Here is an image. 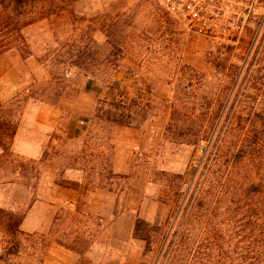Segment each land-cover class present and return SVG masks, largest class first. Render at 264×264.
<instances>
[{"label":"rangeland","instance_id":"374dc122","mask_svg":"<svg viewBox=\"0 0 264 264\" xmlns=\"http://www.w3.org/2000/svg\"><path fill=\"white\" fill-rule=\"evenodd\" d=\"M36 3L37 10L42 7L49 16L23 28L21 52L3 53L23 86L0 104L5 129V153L0 154V264H68V246L80 254L74 264H150L152 253L144 255L149 230L171 221L175 206L164 186L167 178L181 175L187 192L191 183L199 186L204 171L198 161L207 142L195 141L194 134L208 107L205 119L212 114L208 126L211 141L216 139L223 121L218 118L212 129L217 96L227 81L226 70L246 68L260 48L264 0H225L205 34L190 29L160 0ZM5 14L8 10L0 9V16ZM8 37L7 30L1 31L0 43L12 39ZM118 74L130 75L132 85L119 86ZM83 77L104 85L99 97L84 86ZM32 103H48L58 116L38 158L20 155L12 147L11 132ZM75 120H82L87 131L83 141L68 138ZM42 128L36 126L38 132ZM114 129L122 139L115 152L109 142ZM116 152L120 172L112 166ZM14 184L29 189L31 203L12 202ZM68 188L74 194L68 195ZM141 201L158 203L152 221L136 216ZM97 204L114 205L115 215L133 212L132 238L122 233L111 244L106 217L99 221L89 214L82 226L78 219L68 221V205ZM32 205L44 226L24 232L20 224ZM154 264H164V258L159 256Z\"/></svg>","mask_w":264,"mask_h":264},{"label":"trees","instance_id":"16d2710c","mask_svg":"<svg viewBox=\"0 0 264 264\" xmlns=\"http://www.w3.org/2000/svg\"><path fill=\"white\" fill-rule=\"evenodd\" d=\"M36 2L0 0V9L8 10L0 16V32L5 29L12 37L0 43V54L21 52L23 28L42 15L49 16L42 7L37 10ZM249 59L246 68L226 70L212 129L218 118L223 121L213 141L208 126L212 114L208 121V107L201 114L194 136L207 145L201 148L203 156L198 161V168L204 171L199 186L191 183L188 195L182 190L181 175L167 178L164 186L175 198V206L171 221L149 230L144 255L152 253L150 264L159 256L164 264H264V36ZM3 127L0 122L2 154Z\"/></svg>","mask_w":264,"mask_h":264},{"label":"crops","instance_id":"0c3cea01","mask_svg":"<svg viewBox=\"0 0 264 264\" xmlns=\"http://www.w3.org/2000/svg\"><path fill=\"white\" fill-rule=\"evenodd\" d=\"M116 82L119 86L132 85L133 79L128 74H118L116 77ZM81 82L84 86L88 85L90 92H94L96 96H100L104 91V85L99 82H91L87 77H83ZM23 81L17 74L15 66L11 63L10 59L5 54H0V104L9 102L16 92L22 89ZM117 98H124V95H118ZM26 110L23 112L20 122L18 123L15 133L13 135L12 147L20 155L38 158L40 157L43 149L45 148L44 142L50 137V134L54 131L55 124L58 120V116L55 115V107H52L48 103L44 104H28ZM52 115V117H51ZM54 115V116H53ZM75 125L68 129V138L77 139L83 141L86 137L87 131L82 126V120H75ZM36 124V125H35ZM39 125L42 128L40 132L37 131L36 126ZM122 141L120 137V132L118 130H113L111 132V137L109 142L111 144L112 150L118 151L120 148V142ZM2 153V146L0 145V154ZM118 154H114V159H112V166L116 168V172H120L118 168L120 165ZM10 198L12 202L19 205H26L32 202V195L29 189L22 184L11 185ZM136 188H141L138 185ZM116 195L115 192H110ZM74 194V191L68 188V195ZM71 201V199H69ZM38 210L35 205L30 206L27 210L21 224L20 229L24 232H35L43 228L44 222L41 218L36 216L35 212ZM158 203L156 201H150V203L140 202L136 216L145 219L146 221H152L157 214ZM114 205H92L91 207L76 208L72 205H68V221L69 219L80 220L81 226L85 224V220L89 219V214L98 217L99 221L108 218L110 221V230L112 231L110 237V243L114 244L115 235H120L122 233L126 234V237L131 239L135 227L136 216L133 212L123 211L114 214ZM69 223V222H68ZM73 223V222H72ZM88 243H85L87 246ZM96 245V243H93ZM136 250L132 248L131 251ZM88 253V251L86 250ZM86 254V253H85ZM134 254V253H133ZM131 256V253H130ZM135 256V254H134ZM80 254L68 246V264H74ZM135 258V257H134ZM135 260V259H134Z\"/></svg>","mask_w":264,"mask_h":264},{"label":"built area","instance_id":"2783aa9c","mask_svg":"<svg viewBox=\"0 0 264 264\" xmlns=\"http://www.w3.org/2000/svg\"><path fill=\"white\" fill-rule=\"evenodd\" d=\"M225 0H160L172 14L184 19L190 29L198 34H205V27L216 15L217 6Z\"/></svg>","mask_w":264,"mask_h":264}]
</instances>
